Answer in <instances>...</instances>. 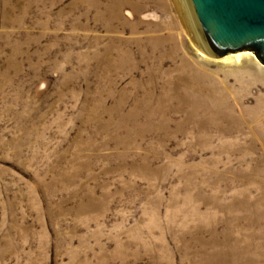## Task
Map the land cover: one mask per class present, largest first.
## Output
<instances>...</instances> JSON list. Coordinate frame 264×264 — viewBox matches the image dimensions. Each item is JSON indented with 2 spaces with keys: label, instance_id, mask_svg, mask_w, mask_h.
Wrapping results in <instances>:
<instances>
[{
  "label": "rangeland",
  "instance_id": "obj_1",
  "mask_svg": "<svg viewBox=\"0 0 264 264\" xmlns=\"http://www.w3.org/2000/svg\"><path fill=\"white\" fill-rule=\"evenodd\" d=\"M179 1L0 0V264H264V66Z\"/></svg>",
  "mask_w": 264,
  "mask_h": 264
},
{
  "label": "water",
  "instance_id": "obj_2",
  "mask_svg": "<svg viewBox=\"0 0 264 264\" xmlns=\"http://www.w3.org/2000/svg\"><path fill=\"white\" fill-rule=\"evenodd\" d=\"M204 52H253L264 66V0H187Z\"/></svg>",
  "mask_w": 264,
  "mask_h": 264
},
{
  "label": "bare ground",
  "instance_id": "obj_3",
  "mask_svg": "<svg viewBox=\"0 0 264 264\" xmlns=\"http://www.w3.org/2000/svg\"><path fill=\"white\" fill-rule=\"evenodd\" d=\"M179 1V0H178ZM180 3V6H183L184 3L182 0L179 1ZM122 9V4L121 5H118L113 11H114V15L117 19H119L121 17V11ZM190 21V19H189ZM191 23V21H190ZM196 37L198 38V34L196 35ZM198 54L200 56H203L201 53L198 52ZM226 56V55H225ZM224 57V56H223ZM222 58V57H221ZM225 60H231V62H240L241 60H253L255 61L256 63H258L256 57L251 53V52H245L243 51L242 53L238 52L237 54L234 53V55L230 54L229 56L225 57L224 58ZM183 68H185V70H188V71H192L191 69V66L187 63V62H183L182 64ZM193 72V71H192ZM191 75H193L192 77L190 78H179L176 83L173 84V87H178V86H182V88H186V90H189L190 89V93H192V90L193 88L195 87V82H196V77H204V74H199V73H191ZM201 82V81H200ZM193 86V87H192ZM196 95H198L199 93L197 92H194ZM200 95V94H199ZM173 112H180L179 109L177 110H174Z\"/></svg>",
  "mask_w": 264,
  "mask_h": 264
}]
</instances>
